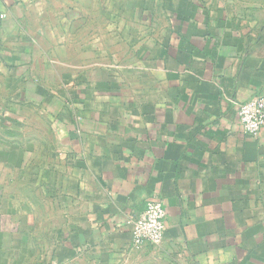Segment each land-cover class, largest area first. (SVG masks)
Segmentation results:
<instances>
[{
	"label": "crops",
	"instance_id": "0c3cea01",
	"mask_svg": "<svg viewBox=\"0 0 264 264\" xmlns=\"http://www.w3.org/2000/svg\"><path fill=\"white\" fill-rule=\"evenodd\" d=\"M91 8L0 0V143L35 155L52 264H264V127L236 106L264 98V0H120L112 48ZM151 201L165 237L136 249Z\"/></svg>",
	"mask_w": 264,
	"mask_h": 264
},
{
	"label": "rangeland",
	"instance_id": "374dc122",
	"mask_svg": "<svg viewBox=\"0 0 264 264\" xmlns=\"http://www.w3.org/2000/svg\"><path fill=\"white\" fill-rule=\"evenodd\" d=\"M117 9L120 0H92V25L97 27L93 37L101 36L98 27L107 25L110 48L120 41V33L114 30L120 27V16L113 15ZM4 132L0 130V141ZM5 149L0 143V264H52L57 243L53 221L43 218L46 211L37 185L35 155L31 163L15 168L21 165L20 157L12 162L14 155Z\"/></svg>",
	"mask_w": 264,
	"mask_h": 264
},
{
	"label": "built area",
	"instance_id": "2783aa9c",
	"mask_svg": "<svg viewBox=\"0 0 264 264\" xmlns=\"http://www.w3.org/2000/svg\"><path fill=\"white\" fill-rule=\"evenodd\" d=\"M236 106L238 121L245 134L259 139L264 127V98L256 97ZM165 219L166 210L163 204L159 201L149 202L133 223L132 246L136 249L159 247L165 237Z\"/></svg>",
	"mask_w": 264,
	"mask_h": 264
}]
</instances>
